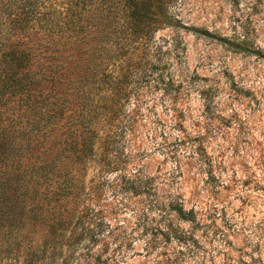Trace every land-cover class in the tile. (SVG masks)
Listing matches in <instances>:
<instances>
[{
    "label": "rangeland",
    "instance_id": "rangeland-1",
    "mask_svg": "<svg viewBox=\"0 0 264 264\" xmlns=\"http://www.w3.org/2000/svg\"><path fill=\"white\" fill-rule=\"evenodd\" d=\"M170 14L150 56L175 87L131 97L112 170L89 167L68 199L0 189V264H264V0Z\"/></svg>",
    "mask_w": 264,
    "mask_h": 264
},
{
    "label": "trees",
    "instance_id": "trees-1",
    "mask_svg": "<svg viewBox=\"0 0 264 264\" xmlns=\"http://www.w3.org/2000/svg\"><path fill=\"white\" fill-rule=\"evenodd\" d=\"M177 1L0 0L2 191L53 186L68 199L89 167L112 170L134 126L125 104L148 86L175 87L150 51ZM172 210L197 220L182 203Z\"/></svg>",
    "mask_w": 264,
    "mask_h": 264
}]
</instances>
